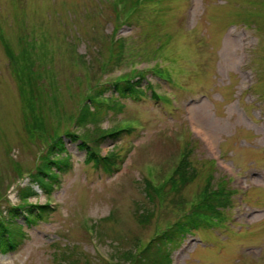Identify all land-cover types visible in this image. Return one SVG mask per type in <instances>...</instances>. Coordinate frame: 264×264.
<instances>
[{
  "label": "rangeland",
  "instance_id": "obj_1",
  "mask_svg": "<svg viewBox=\"0 0 264 264\" xmlns=\"http://www.w3.org/2000/svg\"><path fill=\"white\" fill-rule=\"evenodd\" d=\"M113 1L0 0V220L27 234L17 251L0 254V264H104L101 256L143 247L208 181L223 188L219 215L185 236L173 264H264V0H145L128 24L115 20ZM118 27L127 39L121 51L110 45ZM158 54L172 61L169 78L136 77L144 93L112 98L98 123L102 130L131 124V132L98 145L118 168L95 167L79 141L63 137L70 165L58 188L32 184L29 201L49 203L51 212L33 224L22 213L11 218L7 207L20 204L18 189L30 184L54 134L74 132L92 144L100 133L74 124L93 85L152 66ZM115 59L119 65L107 64ZM20 65L38 77L35 108ZM152 90L172 94L174 106ZM34 118L39 126L30 128ZM183 151L197 177L160 204L148 199L146 178L166 181ZM142 204L156 208L139 222Z\"/></svg>",
  "mask_w": 264,
  "mask_h": 264
},
{
  "label": "trees",
  "instance_id": "obj_2",
  "mask_svg": "<svg viewBox=\"0 0 264 264\" xmlns=\"http://www.w3.org/2000/svg\"><path fill=\"white\" fill-rule=\"evenodd\" d=\"M120 1L123 4V10L122 12L117 11L116 7L113 5L115 15H119L125 10L130 11L129 14H127L128 12L124 13V15H129V17H125L128 22L132 19L130 18V14L132 13L131 10L138 9L132 6L137 3V0H134L131 3L130 0ZM144 1L145 0H142V3ZM142 3L137 5L140 6ZM110 45L111 49L118 48L119 51H121L123 48L122 39L115 44L110 42ZM111 62L112 61H108L107 64ZM152 70L154 74L160 76L163 74L158 66H154ZM21 74H23L24 79L22 87L27 89L28 95L31 94L30 96L32 97L29 104H33V107L35 108V98L32 93L33 91L35 92L34 87L39 90L38 86L34 83L38 77H36L33 70L27 69L26 65L23 66ZM143 74L145 75V73ZM143 74L141 71L137 70L128 71L115 77L114 80L95 83L93 85V88L87 93L77 111L74 124L76 126L94 124L95 130L100 133L93 140L92 144L88 143L85 137L74 132H65L58 135L54 134L46 145L44 153L40 155V161L36 164L31 174H29L31 184L18 189L17 194L20 204L17 206L9 205L7 207L8 214L11 218L19 217L22 213L26 217V220L31 223L42 217L44 214L49 213V205L47 203L44 205L29 203V198L35 196L36 193L33 189L32 182L37 183L43 189L51 187V181H55L56 179L55 170L63 171L69 166L68 155H65L66 149L63 141L64 136L70 138L72 141H79L80 148L85 151V160L87 162H92L95 167H98L101 164L107 173H110L115 169V157L110 153L101 155L98 145L100 141L105 138L118 139V136L122 133L131 132V124L121 125L122 127L113 126L102 130L99 128L100 126L98 123L100 119H102L103 114H105L109 108L113 107L112 98L129 97L136 91L144 93V89L141 91L140 81L134 79L139 76L142 77ZM151 86V83H149V87ZM29 91L31 92L30 94ZM107 93H111V95L105 96ZM151 95L153 98L158 100L161 99L160 101L168 103V98L165 95H159L155 91H153ZM24 99L27 103L26 96H24ZM116 102L118 101H115L114 104H116ZM29 113L32 114V112ZM28 126H30V128H35L39 125L34 118L32 121L28 122ZM181 155L182 157L177 161L169 176L166 177V181L163 180L161 184L156 186L152 185L146 178L143 190L148 199L151 200L153 196L158 197V202L160 204L162 203L161 199H164L168 193L172 191L173 193L177 192L197 177V168L188 158L187 152L183 151ZM150 175L151 174L148 176ZM222 189L223 188L219 186L211 188L210 181H208L201 191L199 198L194 202H189V208L181 205V213L178 218L175 221L164 225L161 231L155 232L154 237L149 239L143 247H138V244L136 243L134 245L136 246V249L131 247L122 250L118 255H113L108 261H104V264H171L172 251L183 242L187 234L196 231L201 226H211L214 224L213 218H216L219 215V207L223 205L221 197L223 193ZM155 208V205L154 207H151L150 205L145 206L142 204L140 206L141 211L139 212V222H143L145 219H150V217L155 214ZM25 236V230L22 225L2 218L0 220V254H7L16 251Z\"/></svg>",
  "mask_w": 264,
  "mask_h": 264
},
{
  "label": "bare ground",
  "instance_id": "obj_3",
  "mask_svg": "<svg viewBox=\"0 0 264 264\" xmlns=\"http://www.w3.org/2000/svg\"><path fill=\"white\" fill-rule=\"evenodd\" d=\"M198 130V129H197ZM202 130V129H201ZM201 134L204 136V138H206V135H204L205 133H204V131L202 130L201 131Z\"/></svg>",
  "mask_w": 264,
  "mask_h": 264
}]
</instances>
